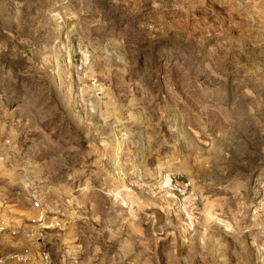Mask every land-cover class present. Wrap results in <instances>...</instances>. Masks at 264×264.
Here are the masks:
<instances>
[{
	"label": "rangeland",
	"instance_id": "obj_1",
	"mask_svg": "<svg viewBox=\"0 0 264 264\" xmlns=\"http://www.w3.org/2000/svg\"><path fill=\"white\" fill-rule=\"evenodd\" d=\"M2 222L53 264H264V0H0Z\"/></svg>",
	"mask_w": 264,
	"mask_h": 264
},
{
	"label": "built area",
	"instance_id": "obj_2",
	"mask_svg": "<svg viewBox=\"0 0 264 264\" xmlns=\"http://www.w3.org/2000/svg\"><path fill=\"white\" fill-rule=\"evenodd\" d=\"M33 207L37 209H42V203L39 200H35L33 203ZM5 222L1 223L0 230H6ZM15 234V232H13ZM32 252L29 248L23 249L22 251H14L6 254L0 255V264H6L8 261H16L18 263H28L32 262V264H53V259L51 253L45 247L38 250L36 253V257L32 260Z\"/></svg>",
	"mask_w": 264,
	"mask_h": 264
},
{
	"label": "crops",
	"instance_id": "obj_3",
	"mask_svg": "<svg viewBox=\"0 0 264 264\" xmlns=\"http://www.w3.org/2000/svg\"><path fill=\"white\" fill-rule=\"evenodd\" d=\"M7 252H11V250L10 251H7ZM13 252V251H12ZM6 264H22V263H18V262H16V261H8ZM27 264V263H26Z\"/></svg>",
	"mask_w": 264,
	"mask_h": 264
}]
</instances>
